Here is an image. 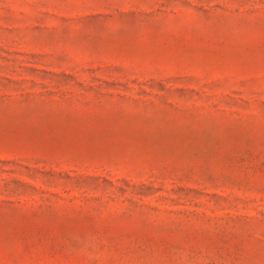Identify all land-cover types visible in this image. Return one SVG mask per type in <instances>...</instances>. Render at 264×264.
Segmentation results:
<instances>
[{"label": "rangeland", "instance_id": "rangeland-1", "mask_svg": "<svg viewBox=\"0 0 264 264\" xmlns=\"http://www.w3.org/2000/svg\"><path fill=\"white\" fill-rule=\"evenodd\" d=\"M0 264H264V0H0Z\"/></svg>", "mask_w": 264, "mask_h": 264}]
</instances>
